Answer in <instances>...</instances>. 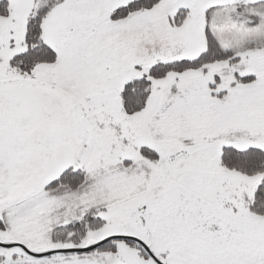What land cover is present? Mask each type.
<instances>
[{"label": "snow or ice", "instance_id": "obj_1", "mask_svg": "<svg viewBox=\"0 0 264 264\" xmlns=\"http://www.w3.org/2000/svg\"><path fill=\"white\" fill-rule=\"evenodd\" d=\"M0 264H264V0H0Z\"/></svg>", "mask_w": 264, "mask_h": 264}]
</instances>
